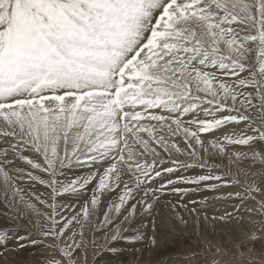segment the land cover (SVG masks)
Listing matches in <instances>:
<instances>
[{"label": "snow or ice", "instance_id": "6c2138e0", "mask_svg": "<svg viewBox=\"0 0 264 264\" xmlns=\"http://www.w3.org/2000/svg\"><path fill=\"white\" fill-rule=\"evenodd\" d=\"M106 256L264 264V0H0V264Z\"/></svg>", "mask_w": 264, "mask_h": 264}, {"label": "rangeland", "instance_id": "374dc122", "mask_svg": "<svg viewBox=\"0 0 264 264\" xmlns=\"http://www.w3.org/2000/svg\"><path fill=\"white\" fill-rule=\"evenodd\" d=\"M181 243L184 244V245H186V246H187V245H195L196 241H195L194 239L189 240V239H187V238L185 237V239H184L183 241H181ZM34 252H36V251H34ZM34 252L26 253L25 255H26L29 259H31V258H33V257H35V258H41V252H40V251H37V252H36V255H35ZM39 253H40V254H39ZM37 254H38V255H37ZM102 264H110V258L106 256V257L104 258Z\"/></svg>", "mask_w": 264, "mask_h": 264}, {"label": "bare ground", "instance_id": "6f19581e", "mask_svg": "<svg viewBox=\"0 0 264 264\" xmlns=\"http://www.w3.org/2000/svg\"><path fill=\"white\" fill-rule=\"evenodd\" d=\"M145 222H147V221H145ZM37 252V251H36ZM36 252H34L35 253V255H36ZM40 254V253H39ZM38 255V254H37Z\"/></svg>", "mask_w": 264, "mask_h": 264}]
</instances>
